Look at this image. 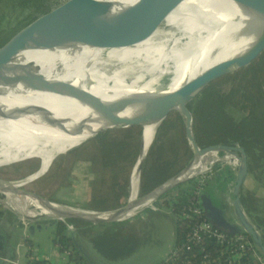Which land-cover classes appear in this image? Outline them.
Returning <instances> with one entry per match:
<instances>
[{
    "label": "bare ground",
    "instance_id": "obj_1",
    "mask_svg": "<svg viewBox=\"0 0 264 264\" xmlns=\"http://www.w3.org/2000/svg\"><path fill=\"white\" fill-rule=\"evenodd\" d=\"M159 17L131 7L88 4L56 24L85 26L90 32L105 34L127 31L137 24L144 29ZM106 18L117 24L106 22ZM177 21L189 30L174 27ZM262 24L264 0H255L253 7L240 0L210 2L169 13L168 22L155 37L137 45L70 50L49 44L13 57L0 83V164L37 155L51 159L78 144L59 127L36 119L16 132L27 118H46L77 133L91 123L130 118L141 128L142 157L159 118L150 112L153 107L164 106L165 100L180 97L194 81L251 56L247 53L212 62L192 60L193 54L211 46L219 34L220 45L224 46ZM177 117L189 118V114L183 111ZM214 159L215 154L205 156L198 170ZM133 182L129 187L131 197L136 192L137 183ZM4 202L22 217L47 214L24 197L6 198Z\"/></svg>",
    "mask_w": 264,
    "mask_h": 264
},
{
    "label": "water",
    "instance_id": "obj_2",
    "mask_svg": "<svg viewBox=\"0 0 264 264\" xmlns=\"http://www.w3.org/2000/svg\"><path fill=\"white\" fill-rule=\"evenodd\" d=\"M224 1L226 0H52L47 5L31 13L15 24L4 35L0 36V83L2 81V72L7 62L21 53L46 47L49 44L70 50L107 49L137 45L155 37V35L168 22L169 13L192 7H201L210 2L222 3ZM240 2L248 5V7H253L255 5V0H240ZM88 4L120 5L136 8L146 14H160V17L148 24V27L144 29H141L139 24H137L127 31L119 33L106 32L105 34L90 32L85 26H64L56 24L61 18L74 9ZM105 21L114 26L117 24L115 20L109 18H106ZM173 25L174 27L179 28V26H183V23L177 21ZM184 28L188 29L186 26ZM221 39L222 34L217 35L215 42L204 50L195 52L192 60L219 62L232 57L242 56L247 53L251 54V56L242 63L229 66L226 70L207 75L194 81L187 87L184 94L180 97L175 98L170 102L167 99L165 100L166 104L164 106L159 108L153 107V109L150 110L152 114L159 117L157 118L158 122L154 125V131L162 120L171 115H174L185 128L187 142L191 149L192 157L178 173L142 195H137L136 191L133 197H131L128 188L122 204L109 211H95L79 207L75 208L70 205L49 201L32 191L15 185L13 182H8L0 178V204L3 207V210L16 216L23 222L24 220L28 221L37 218H48L63 222L66 226L67 235L71 238L72 243L82 252L83 249H85L86 254H84V256L92 263L89 258L96 257L93 250L87 245V242L79 236L75 226L72 225V228L70 227L67 220H77L89 226L124 221L159 200L163 195L169 194L173 189L192 180L201 171L200 169L198 170L201 160L209 154H215V159L210 163L209 169H211L215 163H217V167L226 164L233 166L234 169L235 181L232 187V199L228 210L230 213L227 215L225 211L223 212V210L219 208L210 197L205 196L204 193L202 199L205 215L210 223L219 230L226 233H242L248 235L256 250L264 255V241L260 234L261 226L254 224L250 220L240 200V191L248 175V162L245 150L240 146L228 145L199 147L191 122V116L187 109L190 102H192L199 92L207 85L215 80L247 68L258 59L264 51V24L253 30L247 36L242 37L240 40L229 42L224 46L220 45ZM179 49H182L181 44H179ZM158 103L159 101H156L155 104ZM131 109V112H133L136 107L134 106ZM183 111L188 112L189 118L177 117V114H182ZM35 119L59 127L66 137L75 138V140H78V143L91 138L99 132L137 125L132 122L130 118H116L104 124L91 123L86 129L80 130L79 133H77L70 128L59 125L46 118H27L16 127V132H18V130H23L29 122H32ZM150 144L151 141L145 148L142 157V144H140L139 155L133 166V172H135L134 182L136 183L139 179L141 165ZM224 161L227 163L220 164ZM131 182H133V173L130 176V184ZM130 184H128L129 187ZM16 197L29 199L35 207L47 212V214L37 217H22L5 205L4 202L6 198ZM4 218L5 216H3L1 221H3ZM4 233L5 232L0 228V237L2 238L3 236L0 241V264H17L15 253L16 247L9 246L8 235L11 233H7V238H5ZM99 263L98 260L97 264Z\"/></svg>",
    "mask_w": 264,
    "mask_h": 264
},
{
    "label": "trees",
    "instance_id": "obj_3",
    "mask_svg": "<svg viewBox=\"0 0 264 264\" xmlns=\"http://www.w3.org/2000/svg\"><path fill=\"white\" fill-rule=\"evenodd\" d=\"M51 1L0 0V7L6 3L13 8L33 6L39 10ZM241 101L248 103L245 111L241 110ZM187 109L199 147L210 145L242 147L247 155L248 175L264 185V51L248 68L236 73L232 78L226 76L207 85L190 102ZM119 131L121 132V129H115L113 132H99L70 150V153H76L72 158V163L77 162L85 154L87 161L89 160L92 164L93 171L100 174V177L92 182L91 197L82 204L80 207L82 209L109 211L118 207L117 205L113 206L114 208L101 207L98 199L103 200L104 196L93 193L97 184H104L105 189L107 185L111 190L113 188L118 190V194L113 196L116 203L127 192L129 172L135 164L139 148L132 146L129 138L117 137L116 133ZM92 149L97 150L98 159L91 157ZM191 157L192 152L187 142L185 128L174 115L168 116L157 125L154 131V137L141 165L137 195L152 190L178 173ZM28 161L22 162L26 164L24 167L21 168L18 164L19 166H15L11 171H4V168H0V178L15 182V180L37 172L38 164L30 165ZM120 166L128 169V175L122 185L111 180L109 176L110 172L120 169ZM186 185L187 183L178 186L155 202L169 206L175 216L177 236L175 244H181L184 241L188 229L187 224L177 216V208L185 201L188 192ZM242 190L243 188L240 191L241 202L245 199ZM259 202L264 204V200L259 199ZM259 206L261 207L260 204L254 206L252 204L251 211H245L248 217L252 213L257 215V220H255L257 222L253 223L261 226L264 223V210ZM7 213L0 204V222ZM67 222L76 228L79 225L87 226L77 220H67ZM53 229V244L58 252L64 253L67 258L64 264H92L72 243L63 222L57 221ZM246 236L251 240L248 235ZM195 250L197 251L198 248ZM46 262L48 260L36 258L27 264H47ZM156 264H162V260Z\"/></svg>",
    "mask_w": 264,
    "mask_h": 264
},
{
    "label": "rangeland",
    "instance_id": "obj_4",
    "mask_svg": "<svg viewBox=\"0 0 264 264\" xmlns=\"http://www.w3.org/2000/svg\"><path fill=\"white\" fill-rule=\"evenodd\" d=\"M36 6V5H34ZM37 7L31 6L30 8H22V7H11L10 4H3L0 7V36L4 35L10 28H12L15 24L26 18L32 12L37 10ZM249 67V66H248ZM247 67V68H248ZM246 69V68H245ZM243 69V70H245ZM237 71L233 74L227 75L228 78H232L236 73L242 72ZM226 77V76H225ZM224 78V77H223ZM221 79V78H220ZM219 80V79H218ZM217 81V80H215ZM195 99V98H194ZM193 99V100H194ZM241 110L245 111L248 108V103L241 101ZM109 132H113L114 130H108ZM116 136L120 139L129 138L131 140L132 146H137L140 151V144H142L141 139V128L139 126H128L125 128H121V132H117ZM154 135L151 138L153 139ZM118 139V138H116ZM80 143V142H79ZM78 143V144H79ZM82 143V142H81ZM77 144V145H78ZM75 145V146H77ZM74 146V147H75ZM72 147V148H74ZM68 149L62 153H59L52 157L51 159L46 158L44 155H37L33 157H29L27 159L19 160L16 162L8 163V164H0V168H4V171H11L15 166L24 167L26 164L22 163L23 161L29 160L28 163L30 165H37L38 171L27 175L19 180H15L14 184L19 185L20 187L32 191L43 198H52L56 202L64 205H70L75 208L82 207V204L85 203L86 200H89L91 197V189L92 182L100 177V174L95 173L93 171V167L89 160L87 161L85 154H83L77 162L72 163V158L76 155L75 152H71ZM138 151V155H139ZM93 159L97 158V150H91ZM137 155V157H138ZM136 157V159H137ZM136 162V160H135ZM19 164V165H18ZM119 168V167H118ZM131 168V166H130ZM132 169L129 172V183L130 184V176L132 174ZM109 173V172H106ZM128 175V169L120 166V169L115 170L114 172H110L109 176L111 180L122 185L123 181L126 179ZM9 182V181H8ZM184 185V184H183ZM129 185L127 186V190ZM138 181L136 186V191L138 190ZM93 193L101 194L103 197L99 200V204L101 203L102 208H110L113 206H119L122 204L124 200V196L120 198V200L116 203L114 199V195L118 194V190L111 188L106 185V189L104 184H97L94 188ZM117 201V200H116ZM158 207L159 210H164L169 213V206L161 205L160 203H153ZM114 208V207H113ZM147 211H150V208H145ZM144 209V211H146ZM168 209V210H167ZM157 214L153 215L152 218L145 219L144 221L140 220L139 217L132 216L124 221H119L111 224H100L97 226H83L79 225L78 234L83 238L86 242L94 243V245L102 250L101 253L110 259H114V263L121 261H126L130 263L133 260L132 250L139 253L141 249L154 241V238L150 236V239H145L138 246L137 244H132L129 242V238L124 235L125 232H128V229L132 230L133 228H144L150 227L155 222ZM13 216V215H12ZM11 216V217H12ZM16 216L12 218L15 219ZM17 219V217H16ZM48 219V218H47ZM35 220V219H32ZM31 221V220H28ZM24 220V222H28ZM5 224H7V220H5ZM20 225L15 224L12 228L16 231ZM54 227L46 225L43 221L41 227L35 229L29 234L26 233L31 242L33 243V249L30 253L26 254V245L20 243L19 235H15L12 240V243L16 247V256L18 264H27L29 262V256L33 253L36 257H45L50 261V264H62L63 260L61 258L60 252L53 244L52 238L54 236ZM76 228V227H75ZM76 228V229H77ZM93 228V229H92ZM147 243V244H146ZM146 244V245H145ZM64 254V253H62ZM44 258V259H45Z\"/></svg>",
    "mask_w": 264,
    "mask_h": 264
},
{
    "label": "built area",
    "instance_id": "obj_5",
    "mask_svg": "<svg viewBox=\"0 0 264 264\" xmlns=\"http://www.w3.org/2000/svg\"><path fill=\"white\" fill-rule=\"evenodd\" d=\"M225 161L220 164L227 163ZM209 166L210 163L205 164L199 174L187 182L188 192L185 201L177 208V216L187 224L188 229L184 241L174 244L162 264H264V255L256 250L245 234L219 230L206 217L202 196L216 179L218 168L217 163L211 169ZM148 208L156 209L154 204ZM32 249L33 244L27 246V255ZM63 256L66 255L61 254L62 260ZM36 258L45 257H36L31 253L29 262Z\"/></svg>",
    "mask_w": 264,
    "mask_h": 264
},
{
    "label": "crops",
    "instance_id": "obj_6",
    "mask_svg": "<svg viewBox=\"0 0 264 264\" xmlns=\"http://www.w3.org/2000/svg\"><path fill=\"white\" fill-rule=\"evenodd\" d=\"M235 181V173L233 166L231 165H219L217 168V177L216 179L206 188L205 190V196L210 197L215 204L219 208L225 211L227 215H229L230 211L229 206L231 203V192L232 187ZM242 195L245 197V199L242 200V204L245 210L251 211L252 204L257 205L260 204L262 210H264V204L259 202V199L264 200V185L260 184L255 180L253 176L247 175L243 186H242ZM241 188V189H242ZM171 193V192H170ZM155 206V205H154ZM156 209H151L150 211H144L141 210L137 212L135 215L139 217L140 220L144 221L145 219L152 218L153 215L157 214L155 222L150 227H146V229L142 228H133L132 230L128 229V232H125L124 235H126L129 239V242L131 243V247H133L132 244H137L138 246L144 241L145 239H150V236L154 238V241L145 246L143 249L139 251V253L132 250V257L133 260L128 263L126 261H121V264H156L163 260L165 256L170 252L174 244L176 243V230H175V216L171 212V208L169 209V213L164 210H159L157 206H155ZM168 210V209H167ZM251 214V213H250ZM134 215V216H135ZM232 215V214H230ZM12 214H6L4 220L2 223H5V219L7 220V224L2 225V230L5 232L4 236L7 238V233H11L8 235L9 237V246L15 247V245L12 243L13 238L15 235H19L20 233H24L22 231L23 221L19 218L15 219L11 217ZM254 213L249 217L252 222H257V220ZM148 217V218H146ZM15 224L20 225V227L15 231L12 226ZM22 225V226H21ZM260 234L262 236V239L264 241V223L261 225ZM93 229V228H92ZM23 236H27L26 233L21 234L19 239ZM19 240V241H20ZM88 246L93 250L97 260L101 264H116L114 263V259H110L106 257L104 254L101 253V249L94 245V243H90L87 241ZM147 244V243H146ZM145 244V245H146ZM16 253V251H15ZM64 257V256H63ZM62 258V257H61ZM48 260L47 258H45ZM17 260V256H16ZM67 262V258H63L62 264ZM47 264H50L49 262H46ZM18 264V263H17ZM117 264H120L118 262Z\"/></svg>",
    "mask_w": 264,
    "mask_h": 264
},
{
    "label": "flooded vegetation",
    "instance_id": "obj_7",
    "mask_svg": "<svg viewBox=\"0 0 264 264\" xmlns=\"http://www.w3.org/2000/svg\"><path fill=\"white\" fill-rule=\"evenodd\" d=\"M46 199L49 200V201L56 202L52 198H46ZM43 221L45 222L46 225H49L51 227H54L55 226V223L57 222L55 220H51V219H47V218H37L35 220H31V221H28L26 223L24 222L23 223V226L21 225L22 228H23L22 231L23 232H27L29 234V232L33 231L35 229V227L38 228V226H39V228H40ZM4 224L5 223L0 222V228H2V225H4ZM2 238H3V236H2ZM2 238L0 237V241L2 240ZM20 243H23V244L26 245V254H27V246L30 247V245L33 244L31 242V240H30V237L28 235L27 236H23L21 238V240H20ZM83 252H84L83 254H86L85 253V249H83ZM88 258H89V256H88ZM89 260L92 261V263H94V264H97L98 263V260H97L96 257H90Z\"/></svg>",
    "mask_w": 264,
    "mask_h": 264
}]
</instances>
